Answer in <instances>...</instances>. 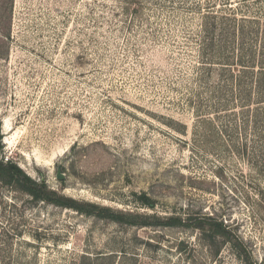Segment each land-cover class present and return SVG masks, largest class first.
I'll list each match as a JSON object with an SVG mask.
<instances>
[{"label": "rangeland", "instance_id": "rangeland-1", "mask_svg": "<svg viewBox=\"0 0 264 264\" xmlns=\"http://www.w3.org/2000/svg\"><path fill=\"white\" fill-rule=\"evenodd\" d=\"M262 1L0 0V159L63 196L184 222L120 223L0 179V264H264V155L205 118L197 79L204 14ZM208 216L232 239L206 237Z\"/></svg>", "mask_w": 264, "mask_h": 264}, {"label": "trees", "instance_id": "trees-1", "mask_svg": "<svg viewBox=\"0 0 264 264\" xmlns=\"http://www.w3.org/2000/svg\"><path fill=\"white\" fill-rule=\"evenodd\" d=\"M122 1L126 12L131 8L140 11L139 8L146 5V0ZM262 2L255 11L237 8L229 9L228 12L207 11L198 37L201 40L199 55L202 62L198 66L197 79L208 85L212 83L208 91L213 93L210 96V109L213 113L208 112L205 118L209 121H215L216 117L223 118L222 122L227 118L226 125L234 126L236 132L240 129L246 138L242 149L250 153L252 159L260 157L259 153L264 155V0ZM134 4L138 6L133 7ZM224 131L228 132L229 126L221 130ZM250 141L251 146L248 143ZM0 179L29 193L35 200L53 202L120 223L138 226L184 224L182 218H161L63 196L50 189L45 180L37 181L29 176L13 160L5 162L0 159ZM139 199L146 205H152L153 200L146 193L141 194ZM197 227L208 238L220 236L232 239L231 228L215 217L204 218ZM236 243L242 246L240 242Z\"/></svg>", "mask_w": 264, "mask_h": 264}, {"label": "water", "instance_id": "water-1", "mask_svg": "<svg viewBox=\"0 0 264 264\" xmlns=\"http://www.w3.org/2000/svg\"><path fill=\"white\" fill-rule=\"evenodd\" d=\"M62 170H63V164L61 163L59 164L58 171H57V177L60 180H63L65 178V174L62 172Z\"/></svg>", "mask_w": 264, "mask_h": 264}]
</instances>
